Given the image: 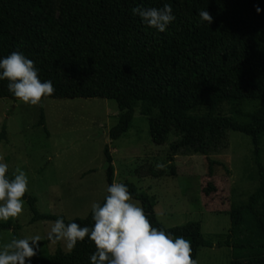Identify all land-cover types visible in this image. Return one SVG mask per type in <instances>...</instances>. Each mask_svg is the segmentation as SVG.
<instances>
[{"label": "trees", "instance_id": "obj_1", "mask_svg": "<svg viewBox=\"0 0 264 264\" xmlns=\"http://www.w3.org/2000/svg\"><path fill=\"white\" fill-rule=\"evenodd\" d=\"M164 4L171 5L176 17L164 32L132 12L135 7ZM201 10L213 17L211 24L201 20ZM13 51L34 61L41 81L52 82L55 92L47 98L114 101L119 114L111 140L129 131L139 106L156 145H164L173 129L180 132L173 155L192 149L207 156L225 146L230 131L251 137L260 186L248 203L232 207L231 228L217 243L205 238L198 222L166 228L151 198L134 184L125 185L153 227L190 241L193 259L203 247H229L231 264H264V211L258 209L264 200V0H60L58 8L56 0H0V59ZM7 85V80H0V99L18 101ZM248 101L261 106L246 115L241 106ZM223 105L233 106L235 114L248 121L220 115ZM200 108L206 113L198 114ZM44 125L42 111L40 126ZM6 137L3 128L0 142ZM105 155L110 186L115 168L108 146ZM214 164L209 159L210 175ZM171 174L176 175L174 170ZM213 190L210 186L205 191ZM23 200L33 222L63 218L82 227L93 224L91 212L86 218L67 220L42 214L37 198L27 192ZM94 252V243L85 238L70 253L59 249L28 264H91Z\"/></svg>", "mask_w": 264, "mask_h": 264}, {"label": "rangeland", "instance_id": "obj_2", "mask_svg": "<svg viewBox=\"0 0 264 264\" xmlns=\"http://www.w3.org/2000/svg\"><path fill=\"white\" fill-rule=\"evenodd\" d=\"M59 2L56 0V8ZM260 106L259 101H248L241 110L247 115ZM42 111L44 126H40ZM197 111L206 113L203 108ZM118 114L114 101L101 98H44L38 106L0 99V135L5 128L7 136L0 142V154L4 156L2 162L8 165L9 178H14L17 168L26 173L27 193L37 198L42 214L67 220L86 218L91 204H101L107 195L108 146L115 168L114 182L134 184L139 192L146 193L159 222L166 228L198 222L207 240L217 243L225 239L231 228L232 207L248 203L260 186L252 138L230 131L225 146L207 156L192 149L173 155L172 146L180 139V132L173 129L164 145H156L149 119L141 114L140 106L129 131L118 140H111L110 130L117 125ZM220 115L231 116L238 122L248 121L245 115L235 114L231 105H223ZM261 158L264 165V138ZM209 159L215 162L213 175L209 173ZM158 163L164 168L158 169ZM210 186L214 190L206 193ZM132 200L142 207L140 201ZM258 209L264 211V200ZM32 219L33 213L24 201L19 218L0 221V248L13 238L39 235L42 239L38 252L26 264L47 259L59 249L71 252L63 243L52 244L47 239L54 221ZM232 259L228 247H203L196 261L231 264Z\"/></svg>", "mask_w": 264, "mask_h": 264}, {"label": "clouds", "instance_id": "obj_3", "mask_svg": "<svg viewBox=\"0 0 264 264\" xmlns=\"http://www.w3.org/2000/svg\"><path fill=\"white\" fill-rule=\"evenodd\" d=\"M132 12L160 32L176 19L170 4L162 8L135 7ZM198 14L208 25L213 22L206 10ZM0 80H7L8 90L14 97L30 106L41 105L44 98L55 92L50 80L41 81L34 61L18 51L0 59ZM3 160L0 154V221L7 222L23 214V197L29 181L19 168L10 179L8 165ZM156 167L163 169L164 165L158 163ZM107 193L102 205L91 204V226L65 223L59 218L52 222L47 239L52 244L63 243L68 251L74 250L78 242L89 239L95 245L91 264H198L192 258L190 241L174 238L171 233L153 227L143 208L133 202L127 185L113 182L107 187ZM41 239L39 235L11 239L0 248V264H26L37 254Z\"/></svg>", "mask_w": 264, "mask_h": 264}, {"label": "crops", "instance_id": "obj_4", "mask_svg": "<svg viewBox=\"0 0 264 264\" xmlns=\"http://www.w3.org/2000/svg\"><path fill=\"white\" fill-rule=\"evenodd\" d=\"M229 248V247H228ZM230 249V251L232 252V249L231 248H229Z\"/></svg>", "mask_w": 264, "mask_h": 264}]
</instances>
